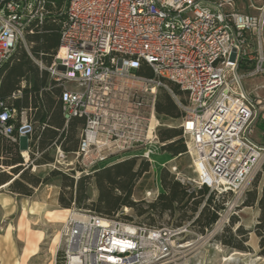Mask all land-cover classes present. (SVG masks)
<instances>
[{
    "label": "built area",
    "instance_id": "built-area-1",
    "mask_svg": "<svg viewBox=\"0 0 264 264\" xmlns=\"http://www.w3.org/2000/svg\"><path fill=\"white\" fill-rule=\"evenodd\" d=\"M248 1L254 13L241 12L238 0H64L59 13L55 0H0V69L18 49L32 57V37L49 18L66 16L54 60L40 69L61 89L66 127L76 118L84 124L77 151L54 144L50 167H79L75 180L112 158L139 157L152 169V155L165 146L157 117L165 92L182 113L178 128L197 178L176 164L165 169L190 191L233 194L226 207L235 208L264 167V143L254 139L259 101L243 84L264 77V0ZM29 115L0 101V135L12 143L30 136ZM160 194L156 186L146 201ZM190 226L74 209L61 231L62 264H164L185 254L179 239Z\"/></svg>",
    "mask_w": 264,
    "mask_h": 264
},
{
    "label": "trees",
    "instance_id": "trees-1",
    "mask_svg": "<svg viewBox=\"0 0 264 264\" xmlns=\"http://www.w3.org/2000/svg\"><path fill=\"white\" fill-rule=\"evenodd\" d=\"M55 1L59 13L64 0ZM65 21V15H55L49 18L32 37V42L35 44L32 55L48 66L52 64L61 44ZM149 76H151L150 73ZM23 81L26 82V87L22 89ZM51 87L52 91H50ZM19 90L22 92V97L9 101L12 94ZM175 90L180 94L177 87ZM60 95L61 89L55 86L48 72L42 71L23 49H18L0 69V101L16 109L17 113L29 111L30 119L34 123L32 134L20 139L17 143H12L0 135V188L9 185L10 193L31 198L36 190L50 179L59 178L62 185L58 205L62 209H72L75 206L74 209L91 212L102 218L114 219L122 208L129 207L135 209L139 217L147 215L151 218L153 214L159 217L165 214L173 218L177 217V223L172 227H181L191 222V227L202 235L213 229L220 219L219 214L225 209V197L228 195L220 196L219 198L223 199L221 202L216 198V194L210 193L208 188L190 191L187 186L171 179L168 174L163 175V192L154 203L149 204L147 208L135 203L132 195L136 183L150 170V164L143 160L138 169H135L140 160L139 157L118 162L107 161L92 174L81 177L77 181L60 171H53L44 179L32 173L31 168L34 165L41 166L47 161H52L48 150L54 148V144L60 145L65 152H76L79 147L84 121L76 118L65 127ZM157 117L164 125L158 130L160 141L165 143L163 149L169 148L176 158L181 157L187 152L186 144L181 139L182 131L167 128L165 122L167 119L181 120L182 113L171 96L165 92L160 95L157 103ZM178 137L180 139H177ZM177 143L179 147L173 150L172 146ZM22 150L29 151L32 163L29 167L25 165L21 156ZM36 153L41 154L38 160H35ZM2 167L10 168V172L7 173ZM92 183L98 190V198L95 202H91L89 196ZM240 208L259 210L260 214L254 231L251 232L239 226L233 233V228L239 224V219L232 217L230 226L225 228L217 240L226 247L250 253L252 249L246 244L249 242V235L254 233L259 239L258 255L264 258V188L261 194L256 187L249 191ZM124 219L131 221L128 217Z\"/></svg>",
    "mask_w": 264,
    "mask_h": 264
},
{
    "label": "rangeland",
    "instance_id": "rangeland-1",
    "mask_svg": "<svg viewBox=\"0 0 264 264\" xmlns=\"http://www.w3.org/2000/svg\"><path fill=\"white\" fill-rule=\"evenodd\" d=\"M252 1L255 6H259L263 0ZM249 4L248 0H238L237 7L241 12L254 13L249 8ZM32 59L40 67L42 62L33 55ZM42 64L48 66L44 62ZM243 84L245 86V81H243ZM245 89L247 91L246 86ZM52 90L51 87L50 91ZM165 124L167 128L179 129L180 120L167 119ZM177 139H180V137ZM181 139L184 143L186 142L183 135ZM178 147L179 143L174 144L172 149L175 150ZM48 154L52 161H47V163L36 167V169L34 166L31 168V172L42 179L48 177L51 172L57 171L50 167L55 159V148L48 150ZM40 157L41 154L36 153L35 160L40 159ZM113 160L111 159L109 162ZM152 161V169L150 168L149 173L139 178L132 195V200L139 205L141 204L143 208H147L149 204L154 203L146 201L147 191L157 186L160 192H163L162 178L164 173L168 174L171 179L176 180L175 175L165 171L166 166L170 167L176 164L182 175L190 179L197 178L192 159L186 153L176 158V155L169 148H159L152 155ZM140 163L141 160L138 161L135 169H138ZM31 164V161L28 160L26 166L29 167ZM62 170L71 177H77V174L82 171L77 167L76 171L72 172L66 166H62ZM85 176L86 174H83L80 178ZM61 185L62 182L59 178H52L45 185L38 188L31 199L12 195L8 188L0 190V264H62L64 238L61 231L69 214L66 211H73L76 207L74 206L72 209L59 207L57 199L61 192ZM255 187L258 193L261 194L264 188V167L253 179L248 192L255 189ZM247 193L233 209L227 208L226 204L235 200V196L233 194L226 196L225 209L221 211V214L224 215V212H227V216L224 217L223 221L220 218L213 229L207 231L204 235L190 226L188 232L179 239V243L184 244L185 254L178 257L179 259L176 258L164 264H264V258L258 255L259 239L254 233L249 235V242L246 244L252 249L250 253H243L226 247L217 240V237L224 232L225 228L230 226L232 217L239 219V224L233 228V233L239 226H243L245 230L254 231L259 217L257 209L240 208L247 197ZM89 196L91 202H95L98 198V190L94 183L89 188ZM216 198L221 202L223 201L217 196ZM124 209H127V211ZM120 212H122V218L128 217L135 223L153 227L175 226L177 223V217L173 218L169 214L162 217L154 214L151 218H148L147 215L139 217L136 210L129 207L122 208L118 213ZM225 259L231 260L224 261Z\"/></svg>",
    "mask_w": 264,
    "mask_h": 264
},
{
    "label": "crops",
    "instance_id": "crops-1",
    "mask_svg": "<svg viewBox=\"0 0 264 264\" xmlns=\"http://www.w3.org/2000/svg\"><path fill=\"white\" fill-rule=\"evenodd\" d=\"M245 13V12H244ZM245 86L247 88V93L250 94L252 97L254 98H258L259 101V118L255 124V132H254V139L255 141H257L258 143H264V77H259V78H253V79H245ZM244 86V88H245ZM26 87V82L23 81L21 83V88H25ZM246 90V89H245ZM21 92L20 90L15 92L18 93ZM13 93L12 96L9 98V101H13L16 99H19L22 97V92L17 95L16 98H13V95L15 94ZM8 104V103H7ZM8 107V106H7ZM10 108V107H9ZM15 112H17L16 109L12 108ZM66 127V125H65ZM24 153H27L29 155V158L27 159L26 156L24 155ZM21 156L25 161V165L28 162V160H30V154L28 150H22L21 151ZM36 167H40V166H35L34 168L36 169ZM4 171H6L7 173L10 172V168L6 169L4 167H2ZM9 185H5L2 188H0V190L2 189H7ZM12 194V193H11ZM14 195V194H12ZM18 196V195H15ZM20 197V196H19ZM34 197V196H33ZM31 197V198H33ZM24 198V197H23ZM31 198H26V199H31ZM57 203H58V199H57ZM257 209V208H256ZM69 211V210H68ZM257 214L259 216L260 212L257 209ZM32 214V213H30Z\"/></svg>",
    "mask_w": 264,
    "mask_h": 264
},
{
    "label": "bare ground",
    "instance_id": "bare-ground-1",
    "mask_svg": "<svg viewBox=\"0 0 264 264\" xmlns=\"http://www.w3.org/2000/svg\"><path fill=\"white\" fill-rule=\"evenodd\" d=\"M157 124V121H154L153 122V125L155 126ZM24 155L26 156V158L28 159L29 158V155L27 154V153H24ZM66 212H68L69 214H68V216L71 214V211H66ZM68 216H67V218H68ZM67 218H66V220H67ZM62 220L64 219V218H61ZM66 220H65V222H66ZM258 259H261V258H258ZM228 260H231V259H225L224 261H228ZM17 264V263H16ZM19 264V263H18Z\"/></svg>",
    "mask_w": 264,
    "mask_h": 264
}]
</instances>
